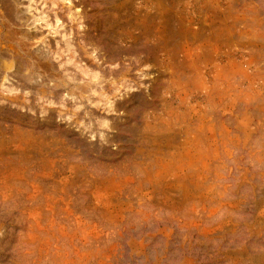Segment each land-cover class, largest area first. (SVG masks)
<instances>
[{
    "label": "rangeland",
    "instance_id": "obj_1",
    "mask_svg": "<svg viewBox=\"0 0 264 264\" xmlns=\"http://www.w3.org/2000/svg\"><path fill=\"white\" fill-rule=\"evenodd\" d=\"M0 264H264V0H0Z\"/></svg>",
    "mask_w": 264,
    "mask_h": 264
}]
</instances>
